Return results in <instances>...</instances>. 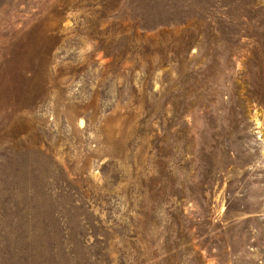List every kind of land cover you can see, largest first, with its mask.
<instances>
[{
    "label": "rangeland",
    "instance_id": "1",
    "mask_svg": "<svg viewBox=\"0 0 264 264\" xmlns=\"http://www.w3.org/2000/svg\"><path fill=\"white\" fill-rule=\"evenodd\" d=\"M0 264H264V0H0Z\"/></svg>",
    "mask_w": 264,
    "mask_h": 264
}]
</instances>
